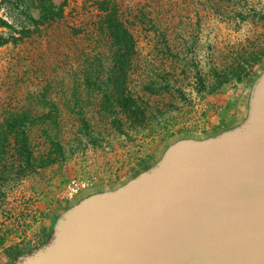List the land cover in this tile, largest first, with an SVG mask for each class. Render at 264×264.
Listing matches in <instances>:
<instances>
[{
  "label": "rangeland",
  "instance_id": "374dc122",
  "mask_svg": "<svg viewBox=\"0 0 264 264\" xmlns=\"http://www.w3.org/2000/svg\"><path fill=\"white\" fill-rule=\"evenodd\" d=\"M2 43L0 107L31 118L33 149L0 176L6 264L76 194L238 116L264 66V0H0Z\"/></svg>",
  "mask_w": 264,
  "mask_h": 264
},
{
  "label": "water",
  "instance_id": "95a60500",
  "mask_svg": "<svg viewBox=\"0 0 264 264\" xmlns=\"http://www.w3.org/2000/svg\"><path fill=\"white\" fill-rule=\"evenodd\" d=\"M6 264H264V66L235 119L76 194Z\"/></svg>",
  "mask_w": 264,
  "mask_h": 264
},
{
  "label": "trees",
  "instance_id": "16d2710c",
  "mask_svg": "<svg viewBox=\"0 0 264 264\" xmlns=\"http://www.w3.org/2000/svg\"><path fill=\"white\" fill-rule=\"evenodd\" d=\"M62 14V11H61ZM62 16V15H60ZM46 24L51 23L54 19L51 17H44ZM111 36L117 39L118 33L111 31ZM126 39H131V36L126 33ZM3 45L0 44V46ZM22 111H15L12 107H0V176L7 172L9 168L8 159L11 153L19 155H26V158L32 155L33 149H30L29 140V122L31 118L24 116ZM19 145L18 149L15 145Z\"/></svg>",
  "mask_w": 264,
  "mask_h": 264
},
{
  "label": "built area",
  "instance_id": "2783aa9c",
  "mask_svg": "<svg viewBox=\"0 0 264 264\" xmlns=\"http://www.w3.org/2000/svg\"><path fill=\"white\" fill-rule=\"evenodd\" d=\"M81 188H85V185L84 184H81L80 187H78V189H81ZM77 191V189H74L73 190V193H75Z\"/></svg>",
  "mask_w": 264,
  "mask_h": 264
}]
</instances>
